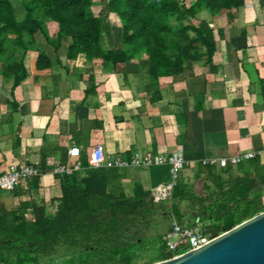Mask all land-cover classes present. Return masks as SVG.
Wrapping results in <instances>:
<instances>
[{
  "label": "trees",
  "instance_id": "16d2710c",
  "mask_svg": "<svg viewBox=\"0 0 264 264\" xmlns=\"http://www.w3.org/2000/svg\"><path fill=\"white\" fill-rule=\"evenodd\" d=\"M245 3L190 0L187 6L183 0H103L102 10L96 13L94 0H23L24 15L19 18L11 0H0V74L14 81L13 89L18 87L28 75L22 55L29 50L39 53L38 70L50 68V58L38 45V38L44 36L56 54L67 43V59L80 55L90 61L100 59L103 66L124 77L127 63L143 58L155 86L162 76L181 74L187 62L199 59L202 50L206 61H211L216 50L214 29L206 20L197 24L190 20L206 11L232 21L234 10ZM110 15L121 31L119 46L112 42ZM48 20L57 25L52 34L46 28ZM106 38L111 41L109 47L104 46ZM82 163L81 172L55 174L61 195L49 201L40 196L41 175L50 171L44 160L36 166L40 175L25 180V190L19 185L12 191L19 199L14 208H6L0 193V264H40V259L56 256L60 247L70 256L79 248V257L85 262L71 257L56 264H88L95 255L106 256L105 264H137L135 252L141 240L125 236L139 221L163 210L166 201L178 221L181 202L209 212L212 221L203 231L213 237L264 211L259 192L264 186L260 157L236 168L198 163L195 170L198 178L205 177L204 192L197 193L193 185L179 178L171 198L159 203L140 184L126 192L119 168H91L87 157ZM154 173L159 179H170L169 166L156 167ZM208 202L212 203L205 206ZM170 258L162 242L146 264Z\"/></svg>",
  "mask_w": 264,
  "mask_h": 264
},
{
  "label": "crops",
  "instance_id": "0c3cea01",
  "mask_svg": "<svg viewBox=\"0 0 264 264\" xmlns=\"http://www.w3.org/2000/svg\"><path fill=\"white\" fill-rule=\"evenodd\" d=\"M202 13L214 29L211 61L202 50L181 74L162 76L155 86L143 58L127 63L124 77L100 59H67V43L56 54L40 36L50 68L38 70L39 53L29 50L22 55L28 75L18 87L0 74V174L44 160L50 171L41 175L40 196L49 201L61 195L53 170L73 162L67 154L72 145L82 149L81 159L96 144L110 159L136 152L168 155L181 146L189 164L180 178L193 186L204 183L195 170L203 158L257 151L264 163V0H246L232 21ZM112 39L120 45L121 37ZM104 46H111L108 38ZM136 169H120L128 193L130 185L151 191L170 180L159 179L156 167ZM19 188L25 190V181ZM259 192L264 200V186ZM1 201L10 210L19 199L2 192Z\"/></svg>",
  "mask_w": 264,
  "mask_h": 264
},
{
  "label": "built area",
  "instance_id": "2783aa9c",
  "mask_svg": "<svg viewBox=\"0 0 264 264\" xmlns=\"http://www.w3.org/2000/svg\"><path fill=\"white\" fill-rule=\"evenodd\" d=\"M67 154L69 158L73 159V162L60 164L53 172L55 174L65 173L71 175L75 172L83 171L84 166L81 159L82 149L77 145H72L69 147ZM261 154V152L257 151H248L231 156L203 158L199 163L205 166L225 168L228 166H238ZM87 164L91 168L106 166L119 169L138 168L143 170H149L153 167L169 166L170 180L151 190L150 198L154 202L159 203L171 198L173 189L189 162L186 160L184 149L181 146H178L168 155H151L136 152L130 157L118 156L110 159L105 154L104 146L102 144H96L90 149L89 155L87 156ZM38 175L40 173L36 166H13L8 171L0 174V193L12 192L27 178ZM212 238V235L205 233L199 226L183 225L175 222L163 234L162 242L166 252L171 254V258H174L183 255Z\"/></svg>",
  "mask_w": 264,
  "mask_h": 264
},
{
  "label": "rangeland",
  "instance_id": "374dc122",
  "mask_svg": "<svg viewBox=\"0 0 264 264\" xmlns=\"http://www.w3.org/2000/svg\"><path fill=\"white\" fill-rule=\"evenodd\" d=\"M185 4L188 6L190 4V0H183ZM13 6L16 8L18 17L21 18L24 15V9H23V0H11ZM102 2L103 0H94V10L96 13H99L102 10ZM202 17H210L207 13H202L197 16L196 19L190 20L191 22L197 24L199 20H201ZM109 20L112 23L113 26V35L115 38H117V41L119 42L120 39V28L116 23V19L113 15L109 16ZM48 22V30L50 32L57 28V25L52 23L51 21ZM51 25H50V24ZM173 24H175L174 21H172ZM53 26V27H52ZM105 41V40H104ZM89 155V154H88ZM87 155V156H88ZM129 168H125L124 170H128ZM135 172H140V169H136ZM205 177H202V179ZM204 183L201 181L194 182V189L197 193H203ZM133 186H129L128 190L131 192ZM212 202H208L205 204V206H208ZM180 209H181V220L178 221L173 217L171 214V208H170V202L166 201L164 203V209L159 210L156 213L150 215L147 217L145 222L139 221L135 227L131 229L130 232H128L125 236L126 239L131 238H137L141 240L140 247L137 248L135 254H136V263L137 264H146L149 262V260L154 257L157 254V251L159 247L161 246L162 240H160V236H163V234L172 226L173 223L177 222L183 225H194L199 226L202 229L211 223L212 221V215L201 209V206L193 207L189 202H181L180 203ZM201 211V212H200ZM207 216L209 219L203 220V217ZM73 255L70 256L69 254H66V250L64 247H60L56 253V256L46 257L40 259V264H56V261L61 262L65 259L71 258L74 261H82L85 262V260L80 259L79 255L81 253L80 249H74L72 250ZM107 261L106 256H100L95 255L91 262L88 264H105Z\"/></svg>",
  "mask_w": 264,
  "mask_h": 264
},
{
  "label": "water",
  "instance_id": "95a60500",
  "mask_svg": "<svg viewBox=\"0 0 264 264\" xmlns=\"http://www.w3.org/2000/svg\"><path fill=\"white\" fill-rule=\"evenodd\" d=\"M153 264H264V211L183 255Z\"/></svg>",
  "mask_w": 264,
  "mask_h": 264
}]
</instances>
